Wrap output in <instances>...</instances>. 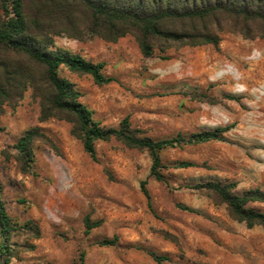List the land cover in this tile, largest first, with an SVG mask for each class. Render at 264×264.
Returning a JSON list of instances; mask_svg holds the SVG:
<instances>
[{"label": "rangeland", "instance_id": "obj_1", "mask_svg": "<svg viewBox=\"0 0 264 264\" xmlns=\"http://www.w3.org/2000/svg\"><path fill=\"white\" fill-rule=\"evenodd\" d=\"M50 36L55 47L104 64L116 80L99 86L60 69L102 127L118 128L128 117L153 140L230 129L222 141L163 151L165 183L151 178L147 151L115 139L97 142L93 160L72 123L40 120L28 90L0 116V179L11 218L37 226L40 237L17 232L10 264H264V229L248 228L207 192L190 188L221 182L236 183L239 195L264 192V40L225 32L217 48L175 47L163 60L159 51L144 58L131 35L117 43ZM30 129L39 131L32 165L15 148ZM145 181L154 213L141 191ZM249 207L264 213V203ZM86 219L97 224L89 233ZM115 237L116 245H100Z\"/></svg>", "mask_w": 264, "mask_h": 264}, {"label": "trees", "instance_id": "obj_2", "mask_svg": "<svg viewBox=\"0 0 264 264\" xmlns=\"http://www.w3.org/2000/svg\"><path fill=\"white\" fill-rule=\"evenodd\" d=\"M225 32L248 40H264V0H0V116L6 105L21 101L32 90L34 99L39 101L40 120L72 123L73 135L81 139L85 152L93 160H96L97 142L115 139L128 148L147 151L153 162L151 178L166 183L162 174L163 151L222 141L230 128L153 140L132 129L128 117L118 128L102 127L94 120L93 112L81 103V91L60 76V69L90 76L99 86L116 80L104 74V64L55 47L50 34L76 39L100 38L108 43H117L131 35L144 58H151L159 51L161 58L167 60L166 52L175 47L217 48L220 35ZM227 98L235 100L233 96ZM38 137L39 131L30 129L15 147L31 165L33 145ZM177 167L189 169L197 165L179 162ZM190 188L207 192L216 203L226 206L234 220L248 228L264 229V213L249 207L254 202L264 203V192L256 189L239 195L236 183L221 182L200 183ZM141 191L154 213L146 181L141 183ZM30 224L21 227L11 218L0 179V264H10L12 239L17 232L25 230L35 234V238L40 237V229ZM85 225L87 233L97 227L88 219ZM117 242L115 237L100 245L110 247ZM150 256L159 263L169 261L167 256L154 253Z\"/></svg>", "mask_w": 264, "mask_h": 264}]
</instances>
